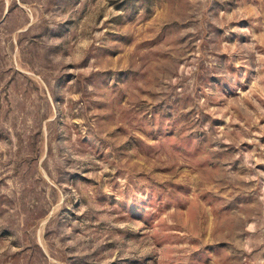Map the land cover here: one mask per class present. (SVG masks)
Returning a JSON list of instances; mask_svg holds the SVG:
<instances>
[{"label":"rangeland","instance_id":"1","mask_svg":"<svg viewBox=\"0 0 264 264\" xmlns=\"http://www.w3.org/2000/svg\"><path fill=\"white\" fill-rule=\"evenodd\" d=\"M0 264H264V0H0Z\"/></svg>","mask_w":264,"mask_h":264}]
</instances>
